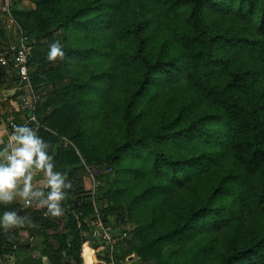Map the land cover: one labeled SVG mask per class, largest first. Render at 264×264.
I'll return each mask as SVG.
<instances>
[{
	"label": "trees",
	"instance_id": "16d2710c",
	"mask_svg": "<svg viewBox=\"0 0 264 264\" xmlns=\"http://www.w3.org/2000/svg\"><path fill=\"white\" fill-rule=\"evenodd\" d=\"M18 1L12 13L30 38L32 87L45 92L40 125L28 126L50 144L69 186L61 202L67 224L51 234L55 218L15 200L0 205V213L18 210L25 218L0 229V257L169 264L170 251L175 264H264V0H28L30 8ZM14 38L0 27L8 58ZM18 71L13 61L0 62V84L14 89L0 101V121L22 108ZM117 80L126 83L121 99L112 89ZM54 85L60 88L51 91ZM89 104L98 105L103 122L119 123L118 143L113 135L105 142L103 122L96 130ZM84 166L97 171L95 192L78 183ZM133 172L147 179H136L143 182L136 193L127 181ZM256 182L259 198L250 186ZM95 207L107 224L111 217L136 223L112 260L91 237ZM21 230L35 239L32 247Z\"/></svg>",
	"mask_w": 264,
	"mask_h": 264
},
{
	"label": "clouds",
	"instance_id": "9594fccd",
	"mask_svg": "<svg viewBox=\"0 0 264 264\" xmlns=\"http://www.w3.org/2000/svg\"><path fill=\"white\" fill-rule=\"evenodd\" d=\"M57 49L59 46L56 45ZM50 144L38 131L26 124L14 128L11 141L0 144V205H9L17 197L26 202L37 200L45 204L52 215L62 212L61 201L65 198L64 175L55 170ZM36 172L47 178V194L42 188H34ZM25 223L18 210L0 213V229H12Z\"/></svg>",
	"mask_w": 264,
	"mask_h": 264
},
{
	"label": "built area",
	"instance_id": "2783aa9c",
	"mask_svg": "<svg viewBox=\"0 0 264 264\" xmlns=\"http://www.w3.org/2000/svg\"><path fill=\"white\" fill-rule=\"evenodd\" d=\"M16 0H2L0 3V14L3 17V20L6 24V29L9 34H12L14 37H20L19 41L12 46L14 54L11 58H8L5 55L0 56V62L2 65L7 66L10 62H14L18 66L19 75L23 80H25V85L22 90V94L19 96L18 100L21 102V110L18 112H5L4 113V122L9 127V142L11 141V136L14 131V128L18 125H29L34 123L40 125L38 119V104L42 99V96L45 92L40 90H35L32 87L31 79L29 76L30 65H29V54L31 51L30 48V38L27 36L24 31L19 27L16 19L13 16L12 10ZM97 172V171H96ZM94 171V173H96ZM96 184V181H95ZM94 185L93 192L96 191ZM32 201L26 202L27 205H30ZM92 238L96 242L102 243L105 248V253L107 258L112 260L115 255L116 248V237L112 232L110 225L107 224L104 218L98 213L97 208L95 207V220L93 221V230Z\"/></svg>",
	"mask_w": 264,
	"mask_h": 264
},
{
	"label": "rangeland",
	"instance_id": "374dc122",
	"mask_svg": "<svg viewBox=\"0 0 264 264\" xmlns=\"http://www.w3.org/2000/svg\"><path fill=\"white\" fill-rule=\"evenodd\" d=\"M18 4H19V7H21V8H30V6L33 5L28 0H19ZM3 22H4V20H2V21L0 20V27H5L6 28L5 22L4 23ZM3 25H5V26H3ZM2 55H5V54L0 51V56H2ZM74 63L76 64V67H75L76 68V72L82 69L78 62L75 61ZM66 80H67L66 78L62 79L63 82H66ZM118 83H120L121 86H119ZM58 84L60 86V83H58ZM125 84L126 83L124 81L117 80L116 83H115V86L112 88L113 92L116 95H118L120 97V99L125 96V88H124ZM59 86L57 87L56 85H54L53 87L50 86L49 88H52L51 91H53V90L56 91V90H58L60 88ZM3 88H5L4 84L3 85L0 84V99H2V100H4L3 98H5L7 96L6 95L7 93L5 92V89H3ZM47 98L44 99L42 101V103L40 104L38 112H40V109L42 110V108L46 105V104L43 105V102L45 103ZM92 100H95V97ZM47 102H48V100H47ZM47 105L49 106L47 112H48V114H50L49 112L52 110L50 107H52V106H50V104H48V103H47ZM206 106L207 105L205 104V102H201V103L198 104L199 108H201V107L202 108H207ZM98 110H99V107H98L97 104H89V107L87 108V117L89 119H91L90 117L94 116V126H95L96 130L103 128V126H102V122H103L102 118L101 117L100 118L96 117V113L95 112H97ZM156 114H157L156 112H151L150 113V119H152ZM89 121H91V120H89ZM103 123H104V130H105V128H107L104 131L105 133L103 135V139L105 140V142L108 141L110 139V137L113 135L114 137H117L116 139L114 138V142L113 143L114 144L118 143L122 139L121 138L122 135H120L115 129L116 126L119 125V123L118 122H113V121H110V120H108L107 122H103ZM88 126H90V125H88ZM112 126H114V127H112ZM7 133H8V130H7ZM122 134H124V133H122ZM103 139H101V140H103ZM114 144H112V145H114ZM112 145L104 143L103 146H104L105 151H111L112 148H113ZM107 172L113 174L111 169H108ZM94 174H95L94 170L91 169L89 166L88 167L84 166L82 172L77 174V180L79 179L81 181V186H83V189L91 190V189L94 188V185H95ZM136 174H138V173L133 172L132 175L130 177H128L129 180H127L129 182L128 183L129 186L133 187V192L134 193L139 192L141 190V187H142L141 184L143 183V182H141V180L147 182V179L142 178L141 176H136ZM136 179H141V180H137L136 181ZM154 182L155 181H153L152 184H154ZM250 186H251V191H252L254 197L255 198H259L260 197L259 190H262V185L260 183L256 182V183H251ZM44 191L46 192V190H44ZM35 202H36V200H35ZM35 202H32L30 205L25 204V207L27 209L28 208L33 209V206L35 205L34 204ZM36 203H38V202H36ZM141 205H142V203L139 204L140 207H141ZM42 211L46 212L48 214V216H50V214H51L48 211V207L44 208ZM61 214H62V212H61ZM61 214L58 215L57 217H62ZM52 216L55 217L56 215H52L51 214V218H52ZM111 220H113V221H111L109 223V225H110V228H111L112 232L114 233V235L116 237V244L118 243L119 248L123 247V249L125 250L127 248V239L130 237L129 232L133 228L136 227V223L127 220L126 223L120 224V223H116L114 221V219H112V217H111ZM23 234L24 235H22L21 232H20V236H21V239H22L23 242H26V243L34 242L35 239L29 235V232L25 231V232H23ZM123 249L121 251H123ZM184 250L185 251H196V245L194 247H192L191 249L185 247ZM166 255L171 256L169 264H175V262H176L175 260H178V256L172 255L170 251H168L166 253ZM14 262L15 261H14L13 257H11L9 255L3 256L2 258L0 257V264H14ZM148 264H152V263H148Z\"/></svg>",
	"mask_w": 264,
	"mask_h": 264
},
{
	"label": "crops",
	"instance_id": "0c3cea01",
	"mask_svg": "<svg viewBox=\"0 0 264 264\" xmlns=\"http://www.w3.org/2000/svg\"><path fill=\"white\" fill-rule=\"evenodd\" d=\"M17 43V39L16 38H14L12 41H10V45H11V47L12 46H14L15 44ZM5 86V88H3V89H5V92L7 93L6 95V97L5 98H3L4 100L8 97V96H11L13 93H14V89L13 88H11L9 85H4ZM0 101H3L2 99H0ZM5 113V112H4ZM7 127V125L5 124V122H4V118L2 119V121H0V142H3V141H7V137H8V135H9V129H7L6 128ZM7 130H8V133H7ZM80 173V172H79ZM78 174V173H77ZM77 178V177H76ZM79 180V179H78ZM78 183H79V185L81 186V181L79 180L78 181ZM32 184H33V187L34 188H42V189H44V190H46V194H47V191H48V189H47V187H46V184H47V178H46V176L42 173V172H36V173H34V175H33V181H32ZM68 186V185H67ZM82 188H83V186H81ZM68 188H69V186H68ZM65 199V198H64ZM15 201H17V203H18V205H20V206H22L24 209H27L26 207H25V204H26V201L24 200V199H22V198H20V197H17L16 199H15ZM32 202H35V200L34 201H32ZM36 202H38V203H36ZM36 202L34 203L35 205L33 206V209L34 210H38V211H41L45 216H48V214L46 213V212H43L42 210L44 209V208H47V206L45 205V204H43V203H41V202H39V201H37L36 200ZM64 202V200L62 201V203ZM48 211H49V209H48ZM50 212V211H49ZM62 217H57V216H52V218H55V220L57 221V225H56V228L55 229H51V230H49V232L51 233V234H56V233H61V232H63L64 230H65V226H66V224H67V216L64 214V212H63V210H62ZM48 217H50L51 218V214H50V216H48ZM95 220V213H94V218H93V221ZM93 221H92V227H93ZM93 230V229H92ZM28 232L27 230H21L20 232H21V234L22 235H24L23 234V232ZM20 232H19V234H20ZM88 233H84V236H86ZM29 235H30V233H29ZM91 237H92V231H91ZM99 243V242H98ZM28 244H30V246L28 245ZM31 244L32 243H27V246L30 248V247H32L31 246ZM32 249V248H31ZM32 252L33 253H36L38 256H40V249L38 248V247H34L33 249H32ZM6 256V255H5ZM12 257V256H11ZM2 258V257H1ZM14 259V258H13ZM15 261V260H14ZM14 264H15V262H14ZM44 264H50L49 262H48V260L47 259H44ZM120 264H139V260H138V258L136 257H133L132 259H127L126 261H123L122 263H120Z\"/></svg>",
	"mask_w": 264,
	"mask_h": 264
},
{
	"label": "water",
	"instance_id": "95a60500",
	"mask_svg": "<svg viewBox=\"0 0 264 264\" xmlns=\"http://www.w3.org/2000/svg\"><path fill=\"white\" fill-rule=\"evenodd\" d=\"M30 246V244H28Z\"/></svg>",
	"mask_w": 264,
	"mask_h": 264
}]
</instances>
